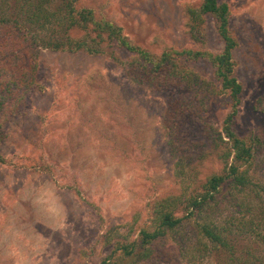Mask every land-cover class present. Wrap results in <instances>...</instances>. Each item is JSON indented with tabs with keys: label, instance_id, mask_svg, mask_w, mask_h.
I'll return each mask as SVG.
<instances>
[{
	"label": "rangeland",
	"instance_id": "374dc122",
	"mask_svg": "<svg viewBox=\"0 0 264 264\" xmlns=\"http://www.w3.org/2000/svg\"><path fill=\"white\" fill-rule=\"evenodd\" d=\"M201 1L81 3L114 20L133 45L152 53L168 46L217 54L223 44L211 17L202 42L187 31L184 11ZM219 2L229 5V29L237 42L234 75L242 86L233 130L261 142L249 171L264 186V114L255 109H264V0ZM112 51L120 60L129 59L125 50ZM37 58L38 74L45 77L41 92L23 102L20 94L12 95L0 114V152L6 160L0 164V264H100L112 252L117 234L133 227L136 239L139 229L151 225L157 202L186 187L191 193L220 173L210 134L221 132L231 103L217 93L219 83L206 59L190 62L204 80L194 91L139 85L109 53L43 50ZM167 101L178 102V115L194 108L181 122L186 142L179 156L166 144L160 122ZM196 111L204 117L206 131L192 118ZM228 186L216 196L218 211L212 207L187 220L175 239L155 243L157 256L137 264H228L227 256L215 253H204L201 260L193 226L205 215L224 221L232 205L222 202L231 195ZM231 237L245 243L238 233Z\"/></svg>",
	"mask_w": 264,
	"mask_h": 264
},
{
	"label": "trees",
	"instance_id": "16d2710c",
	"mask_svg": "<svg viewBox=\"0 0 264 264\" xmlns=\"http://www.w3.org/2000/svg\"><path fill=\"white\" fill-rule=\"evenodd\" d=\"M82 0H0V114L4 112L8 98L19 95L23 102L41 92L39 85L45 79L38 72L40 64L37 55L43 50L52 52H83L89 55H105L121 64V68L133 82L153 90L184 88L196 91L204 81L190 66V62L206 59L214 68L219 83L217 93L228 96L230 111L225 117L222 130L210 134L213 141V155L221 162L220 173L210 175L193 192L186 190L180 195L168 196L156 203L152 211L151 225L134 233L117 234L113 238L112 252L100 264H137L150 255L157 256L155 243L173 235L184 222L201 215L203 211H218L216 196L224 185H229V200L223 203L228 213L224 221L205 215L197 222L195 231L199 234V250L204 253L224 255L228 264H264V186L250 174L257 146L256 137L241 138L233 130L238 115L242 86L234 75L233 51L237 42L229 29V5L219 0H202L199 5H189L184 11L187 31L195 42H202L208 17L215 23V29L223 44L222 51L213 54L193 49H173L165 46L159 53H152L133 45L123 34V28L94 8L85 6ZM81 33L76 37L73 33ZM125 50L128 60H120L113 49ZM109 51V52H108ZM262 100L258 99L257 104ZM166 103L161 113L166 144L179 156L185 144L181 122L194 111L189 107L178 115V102ZM183 107V104L179 108ZM264 114V109L255 106ZM177 118L180 121L176 120ZM204 131L208 129L204 117L194 112L192 117ZM212 126V125H211ZM4 136L0 125V143ZM6 160L0 152V164ZM243 196L240 197V195ZM254 195V196H252ZM239 197V198H238ZM216 201V202H215ZM216 203V204H215ZM183 214L179 216L178 212ZM235 233L245 241L234 240ZM111 241L112 238H109ZM158 253V252H157ZM194 257V255H193Z\"/></svg>",
	"mask_w": 264,
	"mask_h": 264
}]
</instances>
